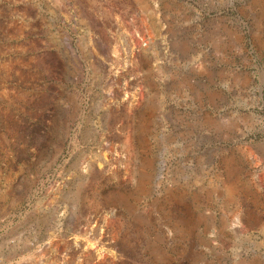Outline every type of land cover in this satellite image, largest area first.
I'll return each mask as SVG.
<instances>
[{"label": "rangeland", "instance_id": "374dc122", "mask_svg": "<svg viewBox=\"0 0 264 264\" xmlns=\"http://www.w3.org/2000/svg\"><path fill=\"white\" fill-rule=\"evenodd\" d=\"M0 264H264V0H0Z\"/></svg>", "mask_w": 264, "mask_h": 264}]
</instances>
